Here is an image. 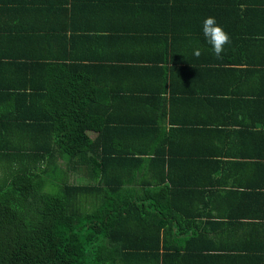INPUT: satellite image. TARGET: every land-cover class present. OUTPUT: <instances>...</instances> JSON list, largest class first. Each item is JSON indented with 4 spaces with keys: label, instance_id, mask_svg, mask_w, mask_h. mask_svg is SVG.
<instances>
[{
    "label": "crops",
    "instance_id": "crops-1",
    "mask_svg": "<svg viewBox=\"0 0 264 264\" xmlns=\"http://www.w3.org/2000/svg\"><path fill=\"white\" fill-rule=\"evenodd\" d=\"M19 1L0 9V96L12 93V85L38 86V95L46 96L47 75L36 84L3 72L17 68L9 64L13 54L28 55L15 60L23 65L29 58L53 64L46 59L50 47L92 57L84 63L110 61L98 76L100 90L88 94L100 96L103 119L118 134L127 129L133 139L124 145L151 147L143 158L149 180L162 179L167 159L174 235L166 239L160 264H235L238 254L243 264H261L264 0H168L167 8L155 0H56L61 5L52 13L39 12L44 0ZM165 15L168 21L160 22ZM208 17L230 37L219 58L203 35ZM70 21L89 25L88 33L73 38ZM18 28L22 37H12ZM20 68L24 74L30 67ZM145 260L141 264H157L153 257ZM136 261L140 264V257Z\"/></svg>",
    "mask_w": 264,
    "mask_h": 264
},
{
    "label": "trees",
    "instance_id": "trees-1",
    "mask_svg": "<svg viewBox=\"0 0 264 264\" xmlns=\"http://www.w3.org/2000/svg\"><path fill=\"white\" fill-rule=\"evenodd\" d=\"M14 1L0 0V9ZM44 2L39 12L52 13L61 5ZM154 3L167 8L168 0ZM159 21L168 19L165 15ZM69 27L73 38H83L89 25L70 21ZM19 29L10 32L12 37L23 35ZM48 53L46 59L53 64L29 58L23 65L15 60L28 55L13 54L15 60L9 64L17 68L3 69L36 84L43 75L48 81L42 87L46 96L38 95V86L15 85L12 93L0 96V264H137L136 256L140 264L152 257L163 263L166 239L174 235L167 159L162 161V179L149 180L150 168L143 158L151 154V147L124 145L133 139L127 137V129L121 127L118 134L119 129L103 119L100 96L88 94L89 89L92 94L100 90L98 76L110 61L84 63L92 57L59 48L55 52L52 47ZM20 66L30 68L22 74ZM42 99L46 100L39 102ZM139 181L143 186L137 192ZM155 185L160 190L155 191ZM49 187L54 193L47 192ZM242 258L236 255L235 264H243Z\"/></svg>",
    "mask_w": 264,
    "mask_h": 264
},
{
    "label": "clouds",
    "instance_id": "clouds-1",
    "mask_svg": "<svg viewBox=\"0 0 264 264\" xmlns=\"http://www.w3.org/2000/svg\"><path fill=\"white\" fill-rule=\"evenodd\" d=\"M202 31L208 44L212 46L215 55L219 58L224 52L225 46L231 42L229 35L217 24L214 17H208L204 20ZM193 54L198 58L201 52L196 49Z\"/></svg>",
    "mask_w": 264,
    "mask_h": 264
},
{
    "label": "rangeland",
    "instance_id": "rangeland-1",
    "mask_svg": "<svg viewBox=\"0 0 264 264\" xmlns=\"http://www.w3.org/2000/svg\"><path fill=\"white\" fill-rule=\"evenodd\" d=\"M1 175H2V173H1V171H0V177H1ZM72 177H74V176H72ZM74 182V181H73ZM77 182H81L79 179L77 180ZM54 190H55V188H53V187H49L48 189H47V192H51V193H54Z\"/></svg>",
    "mask_w": 264,
    "mask_h": 264
}]
</instances>
